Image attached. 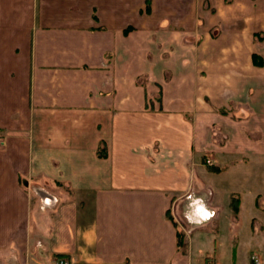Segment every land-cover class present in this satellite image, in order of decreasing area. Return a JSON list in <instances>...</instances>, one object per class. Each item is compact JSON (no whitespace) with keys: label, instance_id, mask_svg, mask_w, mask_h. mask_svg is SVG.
Returning a JSON list of instances; mask_svg holds the SVG:
<instances>
[{"label":"crops","instance_id":"crops-1","mask_svg":"<svg viewBox=\"0 0 264 264\" xmlns=\"http://www.w3.org/2000/svg\"><path fill=\"white\" fill-rule=\"evenodd\" d=\"M181 199L195 226L180 249ZM252 256L264 264V0H0V264Z\"/></svg>","mask_w":264,"mask_h":264},{"label":"rangeland","instance_id":"rangeland-1","mask_svg":"<svg viewBox=\"0 0 264 264\" xmlns=\"http://www.w3.org/2000/svg\"><path fill=\"white\" fill-rule=\"evenodd\" d=\"M254 136H252V138H251V140H250V138H248L247 140H250V142L252 143V144H256L257 143V141L253 138ZM238 143V145H242V143L241 142H237ZM254 148V147H253ZM207 158H209L208 156H204V169H205V167H207V166H209V161L208 160H206ZM209 171H210V169L208 168V171L206 172L205 170H204V183H206V184H204L203 186H202V189H203V192H202V194H201V198L200 199H203V198H205V196H204V193L205 192H208V194H209V183L207 182V180L209 181V179H208V177H206L207 176V174H209ZM207 173V174H206ZM206 175V176H205ZM47 197V196H46ZM184 200L185 199H181L180 201H179V204H177L176 206H174V205H172L171 207H170V210H169V212H168V216H170V219L172 220V221H174L175 223H176V225H177V228L178 229H180V231L182 232V234H183V237H182V241H183V245H184V243H185V241L187 240V238H188V235L190 234V232H191V228L193 227V226H195V225H193V220H191L190 222H188L187 221V219H184L183 217H181V215H180V211H179V208H180V206L182 205V203L184 202ZM208 200H209V195H208ZM192 203V202H191ZM187 206V208H192V205H190L189 204V202H188V205H186ZM203 207H205L206 205H202ZM208 206V205H207ZM209 207V206H208ZM175 211V212H174ZM176 213V214H175ZM212 223L209 221L208 222V230H210L211 231V229H212V225H211ZM185 225V226H184ZM183 245H181V247H180V249L183 247ZM196 247H194V251H193V253H191V254H189L188 256H186L185 258H187V260H184V261H194V262H198L199 261V258L200 257H202V255L204 254L203 252H202V250L204 249V247H203V245H201V247L200 246H197V245H195ZM65 259V258H64ZM200 260H201V258H200ZM203 260V259H202ZM255 264V263H254Z\"/></svg>","mask_w":264,"mask_h":264},{"label":"trees","instance_id":"trees-1","mask_svg":"<svg viewBox=\"0 0 264 264\" xmlns=\"http://www.w3.org/2000/svg\"><path fill=\"white\" fill-rule=\"evenodd\" d=\"M148 5H149V0H146V7H148ZM253 61L257 65H261L262 64V59L260 58V56H258L256 54H253ZM169 218H170V216H169ZM176 235H177V247L180 248L181 245H183V241H182L183 234L180 231V229H178V228H177V231H176Z\"/></svg>","mask_w":264,"mask_h":264},{"label":"clouds","instance_id":"clouds-1","mask_svg":"<svg viewBox=\"0 0 264 264\" xmlns=\"http://www.w3.org/2000/svg\"><path fill=\"white\" fill-rule=\"evenodd\" d=\"M199 211L202 213L203 218L208 219L213 215V213L204 209V207H200Z\"/></svg>","mask_w":264,"mask_h":264},{"label":"built area","instance_id":"built-area-1","mask_svg":"<svg viewBox=\"0 0 264 264\" xmlns=\"http://www.w3.org/2000/svg\"><path fill=\"white\" fill-rule=\"evenodd\" d=\"M252 259L254 261L255 264H259V261L257 260V258H255L254 256H252ZM57 264H68L67 260L64 258H61L58 260Z\"/></svg>","mask_w":264,"mask_h":264}]
</instances>
